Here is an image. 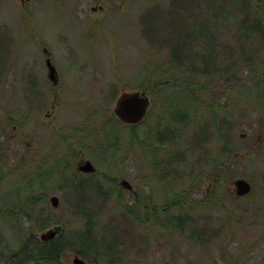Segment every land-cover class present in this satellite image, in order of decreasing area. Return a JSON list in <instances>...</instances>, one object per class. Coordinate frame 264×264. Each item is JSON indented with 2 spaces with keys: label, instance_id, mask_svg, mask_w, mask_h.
<instances>
[{
  "label": "rangeland",
  "instance_id": "rangeland-1",
  "mask_svg": "<svg viewBox=\"0 0 264 264\" xmlns=\"http://www.w3.org/2000/svg\"><path fill=\"white\" fill-rule=\"evenodd\" d=\"M77 2L0 0V264H43L26 253L56 226L70 246L57 264H264V0H124L103 16ZM123 91L151 101L135 142L114 113ZM173 151L186 160L169 172ZM89 231L106 250L83 244Z\"/></svg>",
  "mask_w": 264,
  "mask_h": 264
},
{
  "label": "trees",
  "instance_id": "trees-1",
  "mask_svg": "<svg viewBox=\"0 0 264 264\" xmlns=\"http://www.w3.org/2000/svg\"><path fill=\"white\" fill-rule=\"evenodd\" d=\"M264 5V4H263ZM262 5V8L258 9L256 6H255V11L253 13H257V12H260V11H264V6ZM251 9L250 8H246L245 9V12H248L249 10ZM249 14V13H247ZM261 18V17H260ZM260 22H264L261 18V21ZM260 22H257L256 25L253 24V27L251 28V31H254V32H264V26L260 23ZM246 25V28H245V31L248 33L250 31V23H245ZM208 38H206V40L209 42H214L213 39L210 37V36H207ZM264 39V37H263ZM216 40V39H215ZM175 52V51H174ZM210 53V52H209ZM209 53H206V54H209ZM217 53V49L213 50L210 54L213 55V62H215L216 60H218V57L217 55L215 54ZM204 54V58L206 57ZM196 55H201L203 56L202 54H196ZM173 58L174 60L180 62V53L179 52H176L174 55H173ZM190 62H196V60H193V59H189ZM206 61V60H205ZM172 69H174L175 67H170ZM166 73H164L163 75V78L162 80L163 81H159V83L161 82H164V83H169L171 81V77L172 75L171 74H167L169 71H165ZM167 108V106H166ZM167 111L169 112L168 108H167ZM177 111V113L179 114H183L182 116H184V111H181V110H175ZM149 115V114H148ZM148 118V116H147ZM146 118V119H147ZM142 124V123H141ZM140 124L138 125H129L131 126V129H132V134H131V140L135 142V134H134V131L138 128ZM165 131V134L163 135L164 136V141L162 142V139L160 140V142H162V145H167L169 144L170 141H172V130L171 127H169V125H166L163 129ZM204 129H202L199 133V135H196L195 134V143L197 144H202L204 141L202 140L204 137H203V134H204ZM198 136H199V142H197L198 140ZM108 138L113 139V137L111 136H107ZM202 141V142H201ZM133 142V143H134ZM143 142L141 141L140 142V146L143 147ZM151 149H152V152L154 153V155H156V151H157V148H154V144L153 143H146ZM106 156L108 153L110 152H107L106 153V150L104 151ZM111 154V153H110ZM157 156V155H156ZM176 157H180L183 161L186 160V157L184 155L183 157V154L181 152H177V151H173L172 152V156L170 158H163L162 160H159L161 163L164 164V167L169 171H175V168L171 166V160L172 159H176ZM158 165H160V163H158ZM187 165L188 163H185V167L187 169ZM221 170H219L220 172ZM77 174V173H76ZM74 176V175H73ZM91 176L93 175H89V177L87 178H90ZM157 178H160V177H157ZM71 180H73V182L71 183V185L74 187H77L79 188L83 182L81 180H76L74 181V177L71 178ZM81 201V199H80ZM185 201H184V197L181 196V197H178V201L176 203V205L172 206L171 205V208L172 209H167V207H165L163 210L165 211V213L167 214L168 212H170L171 210H176V211H179V212H183L184 211V208H185ZM172 224V227H176V226H184V221H182V223H178V222H171ZM92 226V224H90ZM63 228V227H62ZM178 228V227H177ZM105 238V242H109L108 238L104 237ZM80 240H82L83 244L86 246V247H91L93 245H96L100 248H103L104 250H106V247H105V242H102L101 240H97V239H94L90 233V231L86 234V235H81L80 237ZM68 238L65 236V233H64V229H62L61 233L56 237L54 238L53 240H50V241H39L37 240V244H35V246L33 248H31L32 252H35L34 255L32 254H29L28 252L26 253L27 255V259H36L38 262H42L43 264H57L58 262L62 261L63 259V254L64 252L66 251V249L70 246H68ZM96 241H98L99 243L102 242V245L100 246ZM30 243V242H29ZM29 243L28 245H24L22 244L21 246V250L22 251H26L27 248L29 247ZM110 244V243H109ZM30 251V250H29ZM79 252V251H77ZM79 254H82L83 253H79Z\"/></svg>",
  "mask_w": 264,
  "mask_h": 264
},
{
  "label": "water",
  "instance_id": "water-1",
  "mask_svg": "<svg viewBox=\"0 0 264 264\" xmlns=\"http://www.w3.org/2000/svg\"><path fill=\"white\" fill-rule=\"evenodd\" d=\"M48 54L46 58L47 77L52 84L58 85V71L52 62L51 56ZM151 105L150 98L146 91H123L116 100L114 109L115 115L125 124H137L141 122L148 113ZM77 170L83 173L91 174L97 171L96 167L90 160H84L79 163ZM121 186L132 190V184L123 179L120 182ZM235 193L237 196H246L252 191V184L249 180L238 178L234 182ZM50 201L54 207H58L60 199L57 195H53ZM61 226H56L40 235L42 241H49L58 236L61 232ZM73 264H89L84 258L76 255L73 259Z\"/></svg>",
  "mask_w": 264,
  "mask_h": 264
},
{
  "label": "flooded vegetation",
  "instance_id": "flooded-vegetation-1",
  "mask_svg": "<svg viewBox=\"0 0 264 264\" xmlns=\"http://www.w3.org/2000/svg\"><path fill=\"white\" fill-rule=\"evenodd\" d=\"M22 4L29 3L32 0H17ZM78 8L81 11H87L90 8L91 13L100 16L107 15V11H114L122 6L124 0H77ZM46 53V48L43 49ZM134 189V188H133Z\"/></svg>",
  "mask_w": 264,
  "mask_h": 264
}]
</instances>
